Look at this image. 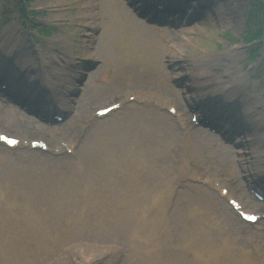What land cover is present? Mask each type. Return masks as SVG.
Wrapping results in <instances>:
<instances>
[{"label": "rangeland", "instance_id": "374dc122", "mask_svg": "<svg viewBox=\"0 0 264 264\" xmlns=\"http://www.w3.org/2000/svg\"><path fill=\"white\" fill-rule=\"evenodd\" d=\"M26 1L0 0L1 72L37 90L47 117L0 95V130L75 147L0 142V264H264L263 222L243 223L207 182L264 210L248 189L264 193V36L246 41L256 0ZM191 107L213 109L221 130L194 124Z\"/></svg>", "mask_w": 264, "mask_h": 264}, {"label": "bare ground", "instance_id": "6f19581e", "mask_svg": "<svg viewBox=\"0 0 264 264\" xmlns=\"http://www.w3.org/2000/svg\"><path fill=\"white\" fill-rule=\"evenodd\" d=\"M142 22V21H141ZM144 23V22H143ZM145 24V23H144ZM19 64V61L17 62L16 61V64H14L13 66H12V68L10 67H7V69H9V70H7V72H11L12 74H14L13 73V71H12V69L15 71V72H17V71H20L19 70V68H18V65ZM4 65L6 66V63H1V65H0V71L1 70H5V69H3L4 68ZM23 90L26 92V93H29V94H31V95H34V96H36V97H41V96H39V94L37 93V90H33L32 89V87H27V88H25L24 86H23ZM62 99H66V97H64L63 96V98ZM148 99H151V96H148ZM1 101V100H0ZM43 102H45V100L43 101H39V109H43V107H45V103H43ZM35 104V103H34ZM14 108H17V107H14ZM52 108H55L54 107V105H53V103L52 102H49V106L47 107L46 106V109H47V111H50ZM2 109L4 110V108L2 107V105H0V112H4V111H2ZM55 111V110H54ZM56 111H59V110H57L56 109ZM9 114H7V113H5L6 115H9V116H11L12 118H13V120L15 119V120H17V121H19V123H20V121H22L23 119H21L20 117H18L17 115H15L14 114V112L13 111H11V110H9V112H8ZM11 118V119H12ZM182 121V120H181ZM137 122H138V120H137ZM139 123V122H138ZM21 124V123H20ZM131 125H132V127H131ZM126 126L128 127V129L129 128H131V131H130V133H129V135H128V137H130V138H133V136L134 135H136V131L138 130V125H135V124H132V123H126ZM151 125H147V126H145V127H150ZM147 129H151V128H147ZM201 133H203V134H201L202 135V139H204V140H206V139H210V137H216V135H211V131L209 130H207V132L206 131H201ZM111 138V140L114 142V140H113V138L112 137H110ZM217 138V137H216ZM25 139V138H24ZM137 139L138 138H136V139H133L134 140V142H135V144L137 145ZM49 142H50V144L52 145V147H54V149H56V148H58V147H60V146H58V144H57V142L56 141H54V140H52V139H50L49 138ZM120 143L119 144H121L122 146H125L126 147V144H132L133 142H132V140H128V141H126V142H124V143H122V140L121 141H119ZM145 142H148V143H150L152 146H154L155 144L153 143V139L152 138H150V139H148L147 141H145ZM105 147L107 146V145H104ZM221 147H223V145H220ZM117 146H115L114 147V152H116V153H118L117 152ZM223 149V148H222ZM120 150V149H119ZM106 152H108V150H105ZM119 152H121V150L119 151ZM90 174H92V172L90 173ZM211 184L212 185H214V183H212L211 182ZM219 193H220V190H219ZM220 196H221V194H219ZM222 197V196H221ZM221 197H219V199H217L218 200V202H223V203H225L224 201V199H222ZM226 205V204H225ZM230 209L231 210H233L231 207H230ZM243 222V221H242ZM243 223H245V222H243ZM257 223H259V222H257ZM246 224V223H245Z\"/></svg>", "mask_w": 264, "mask_h": 264}, {"label": "trees", "instance_id": "16d2710c", "mask_svg": "<svg viewBox=\"0 0 264 264\" xmlns=\"http://www.w3.org/2000/svg\"><path fill=\"white\" fill-rule=\"evenodd\" d=\"M254 9H257L258 12H257V16H254V18L250 19L249 30L253 29V27H252L253 25H256L257 28H256L255 31H249L248 36L246 38V41H248V43L256 41V40H260L263 37V34H264V14H263V12H264V4H263L262 0H256V2L254 4ZM23 12H25V10ZM260 13L263 14L262 18H259ZM39 30H41V29H38V31ZM43 31H45V29ZM256 54H257V52H255L253 54V57H255Z\"/></svg>", "mask_w": 264, "mask_h": 264}]
</instances>
